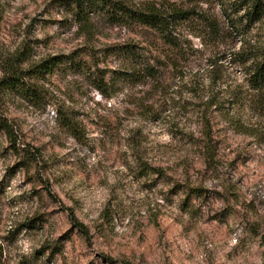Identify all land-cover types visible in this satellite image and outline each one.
Here are the masks:
<instances>
[{
	"label": "rangeland",
	"instance_id": "obj_1",
	"mask_svg": "<svg viewBox=\"0 0 264 264\" xmlns=\"http://www.w3.org/2000/svg\"><path fill=\"white\" fill-rule=\"evenodd\" d=\"M163 1L203 14L180 24L192 46L179 55L181 72L166 61L156 83L142 80L133 57V44L163 53L153 31L94 17L88 38L54 0H0V64L26 71L73 51L86 61L0 83V117L16 134L15 149L0 127V264H264V109L223 102L226 84L245 83L231 53L264 49V11L248 22L253 0ZM201 16L216 21L217 38ZM211 80L219 104L203 111Z\"/></svg>",
	"mask_w": 264,
	"mask_h": 264
},
{
	"label": "trees",
	"instance_id": "obj_2",
	"mask_svg": "<svg viewBox=\"0 0 264 264\" xmlns=\"http://www.w3.org/2000/svg\"><path fill=\"white\" fill-rule=\"evenodd\" d=\"M191 1L197 2L200 0ZM54 2L58 7L62 8L65 16H69L70 26H75L79 32H85V36L88 38L94 35L97 27L93 19L94 17L105 19L108 23L110 22L118 26H133L134 28L139 27L153 31L158 40L156 42L160 41V45L164 47L163 53L160 51L158 55H152L151 51L146 49V47L133 44V57L137 55L140 58L138 63L140 67H138V70H140L142 74V80L145 81L147 78V80L149 79L156 83L164 79L160 72V68L164 63L167 64L168 62L173 70L181 72V68H177V63L180 61L179 55L181 54L182 56L185 54L192 46L187 37L188 33L181 30L180 24L192 21L194 18H198L203 14L200 13L202 11L198 10L196 6L191 5L185 7L176 2H167L163 0H161V2L150 1L143 5H131L123 0H54ZM263 11V0H253L246 13L248 22L259 19ZM201 20L207 22L208 25L205 27L212 32L214 38H217L218 26L216 21L203 16H201ZM125 48L126 46L123 45L118 49L125 52ZM79 56L77 51L68 54L53 55L43 59L26 71H22L12 60L7 59L3 64H0V71L3 73V78L0 79V83L4 87H18V83L25 82L23 79L25 75L28 74L31 76V74L47 73L49 70L62 64L76 68L85 67L86 61ZM231 56L233 60H237L241 66V70L244 71L245 83L234 85L232 89L230 85L226 84L224 92L227 99L223 100V102L228 105H237L240 107L238 109H243L245 105H248L263 110L264 49H261V47L257 45H252L247 48L243 46L239 52L231 53ZM210 64L212 68H214L217 63L215 61H210ZM92 66L94 67L93 70L90 65L88 66L89 75L97 78L93 81V84L98 90L103 92V87L105 86L104 88H106L107 85L104 81V74L99 77V75L95 73H101V69L97 67L96 64ZM179 75V79H184V75ZM215 81L211 80L208 84L210 88L205 91V94L199 95L204 100L201 105L203 111L216 107L217 104H219L218 101L214 99L215 92L212 89V85H215ZM230 112L231 111L228 112V110L225 111V118H227L231 124L240 125V115H233ZM201 120L205 126L203 128L204 131L201 133L203 140L201 143L203 144L207 161L212 162V160H214L215 148L210 134V118L206 112L201 113ZM67 126L69 128L74 127L72 123H68ZM0 127L5 130L8 139L13 142L11 146L16 149V134L12 127L2 117H0ZM207 128L209 131H207ZM187 194L200 196L202 195V190L197 187H189ZM69 213L72 224L83 234H87L86 226L77 221L71 211Z\"/></svg>",
	"mask_w": 264,
	"mask_h": 264
}]
</instances>
